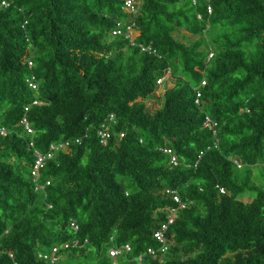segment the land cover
Returning a JSON list of instances; mask_svg holds the SVG:
<instances>
[{
  "label": "trees",
  "instance_id": "1",
  "mask_svg": "<svg viewBox=\"0 0 264 264\" xmlns=\"http://www.w3.org/2000/svg\"><path fill=\"white\" fill-rule=\"evenodd\" d=\"M2 1L0 126L9 132L0 136V264H49L39 254L73 238L88 242L60 250L62 264H112L107 248L124 243L130 261L119 263L138 264L159 247L153 233L165 220L159 209L176 206L171 191L186 207L167 232L168 253L143 264H264V180L252 179L264 168V0H210L211 13L204 0H136L133 16L124 0ZM131 16L134 41L156 53L112 36ZM178 28L199 38L186 44ZM168 70L151 111L146 100ZM29 140L41 151L70 141L41 170L45 191L31 178Z\"/></svg>",
  "mask_w": 264,
  "mask_h": 264
},
{
  "label": "built area",
  "instance_id": "2",
  "mask_svg": "<svg viewBox=\"0 0 264 264\" xmlns=\"http://www.w3.org/2000/svg\"><path fill=\"white\" fill-rule=\"evenodd\" d=\"M204 3H205V7L207 11L211 13L212 5H211L210 0H204ZM193 4H196V0H193ZM1 5L4 7H7L10 5V2L7 0H3L1 2ZM123 9L128 11L133 16L137 11L136 0H124ZM132 16L128 20L117 21L115 24V27L112 30V36H121L125 40H127L131 45H136L137 43L134 41V37H135V30H136L137 25H136L134 17ZM198 17L201 18L200 15ZM137 45L141 48L142 52L156 53V51L150 45H143V44H137ZM212 57H213V52L211 51L208 55V59ZM28 66H29V69L31 70L34 67V62L30 59L28 60ZM169 73L170 71L168 70L165 73V75L157 79V84L159 86L163 85L165 78L168 76ZM25 81L31 89L36 90L38 88L37 77L34 72H30L28 76L26 77ZM204 84H205V81H202L201 85H204ZM195 91H196L195 102L199 104L201 97H202V91L200 90V88H197ZM43 103L44 102L39 100L38 98H35L32 101L33 105H40ZM28 108L29 107H26L25 109L28 110ZM114 122H115V116L114 114H110L101 124L100 129L98 131V135L100 136V141L103 144H107L108 140L110 139L111 127ZM20 125L23 127L25 133L27 134L34 133V129L32 128L27 117H23L21 119ZM204 125L214 129L216 122H214L209 116H206ZM8 132H9L8 128L4 126H0V136L7 135ZM122 135L123 134H121V136ZM69 145H70L69 140L53 142L49 145L46 151H41L37 148H34L33 140H29V147L32 148L33 156H34V164H33V167L30 173H31V178L35 185L36 191H40V190L45 191L46 186L50 184V180L42 181V176H41V170L44 168L46 162L49 159L53 158L58 151L68 148ZM164 151L170 155V164H172V166H177L179 163V160L173 154L172 150L164 149ZM201 154L199 155V158ZM234 162L238 167L241 166L239 161L235 160ZM219 189L221 193H225L224 188L219 187ZM170 193L172 194V198L174 202L176 203V206H167V207L159 209V211H161L165 215V220L160 222L158 228L153 233L154 238L159 243V247L157 249L153 247H149L147 248L146 252L137 255L136 260L138 264H143V258L146 254H151V255L159 254L161 256H165L168 253L169 244H168L167 232L170 226L175 222L178 211L186 207V202L183 201V199L178 194V192L171 191ZM71 227L73 228L75 232L78 231V226L74 222L71 223ZM111 240H113V238H111ZM87 242H88L87 239L84 240V242L82 243L79 238H73L71 240L64 241L60 245L53 246L50 252H43V253L41 252L39 254V257L46 260L49 264H62L61 261L63 259V256L61 255L60 250L62 249L66 250L70 248L83 246L84 243H87ZM130 251H131V245L129 243H124L120 245L112 244L107 248V257L112 260V264H120L119 263L120 258H124L127 261H130V258H128V254L130 253Z\"/></svg>",
  "mask_w": 264,
  "mask_h": 264
},
{
  "label": "rangeland",
  "instance_id": "3",
  "mask_svg": "<svg viewBox=\"0 0 264 264\" xmlns=\"http://www.w3.org/2000/svg\"><path fill=\"white\" fill-rule=\"evenodd\" d=\"M174 36L181 40L182 42L186 43V44H191L193 43L197 38H199V36L197 35H192L190 33H188L187 31H185L184 29L178 28L175 32H174ZM204 38L208 41L209 40V36L208 34H204L203 35ZM169 78V76H168ZM170 80V79H169ZM172 80V79H171ZM171 82V81H170ZM164 86L165 85H161L159 86L158 90L155 92V94H153L151 97H149L146 102L147 105L149 106V109L151 111L156 110L158 107L161 106L162 101H163V92H164ZM264 176V168H256L253 169V177L252 179L254 180L255 183L259 184L262 183V180H264L263 178ZM254 191H248L246 192V197L245 199L248 200L250 199L253 195H254Z\"/></svg>",
  "mask_w": 264,
  "mask_h": 264
}]
</instances>
